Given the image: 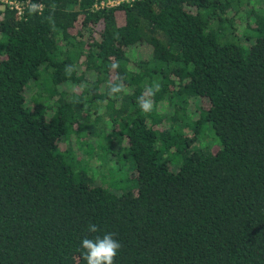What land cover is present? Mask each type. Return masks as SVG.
<instances>
[{
    "label": "trees",
    "instance_id": "obj_1",
    "mask_svg": "<svg viewBox=\"0 0 264 264\" xmlns=\"http://www.w3.org/2000/svg\"><path fill=\"white\" fill-rule=\"evenodd\" d=\"M29 1H0V264H83L106 232L115 264H264V0ZM68 152L123 153L134 187Z\"/></svg>",
    "mask_w": 264,
    "mask_h": 264
},
{
    "label": "rangeland",
    "instance_id": "obj_2",
    "mask_svg": "<svg viewBox=\"0 0 264 264\" xmlns=\"http://www.w3.org/2000/svg\"><path fill=\"white\" fill-rule=\"evenodd\" d=\"M87 124L83 127H80L81 132L85 135V131L89 128H86ZM206 127V128H205ZM204 133L201 134L198 142L193 144L194 149H200L202 151L213 152L214 146H218L219 142L214 137L211 126L206 123L204 126ZM106 132V129H103L102 125L97 127L96 134L100 135L102 132ZM82 134V135H83ZM65 137L62 138L61 143ZM65 147L69 146L67 143L64 144ZM73 148V145H71ZM92 148H90L91 151ZM88 151V153L90 152ZM85 153V152H84ZM88 153L86 155L74 156L68 152L71 157L70 162L74 164V167L79 168L78 171L85 172L87 175H90L94 179V183L102 187L108 188L109 190H119L126 188H133V180L129 178L131 176V171L133 168V161L130 158H125L123 153L116 155L113 160H93L89 163ZM176 161L171 162V167L175 168L177 166ZM106 169V171H105Z\"/></svg>",
    "mask_w": 264,
    "mask_h": 264
},
{
    "label": "clouds",
    "instance_id": "obj_3",
    "mask_svg": "<svg viewBox=\"0 0 264 264\" xmlns=\"http://www.w3.org/2000/svg\"><path fill=\"white\" fill-rule=\"evenodd\" d=\"M115 67V66H114ZM69 71V69H66ZM156 90H159V85H155ZM124 86L122 84L113 85L110 89V94L122 92ZM140 107L144 112H148L152 108L150 101H146L141 97ZM101 229L94 223H89L86 228L87 233L96 234ZM121 248L120 242L114 238V234L110 232L101 235L89 237L85 235L80 242V257L83 264H115L116 257Z\"/></svg>",
    "mask_w": 264,
    "mask_h": 264
},
{
    "label": "built area",
    "instance_id": "obj_4",
    "mask_svg": "<svg viewBox=\"0 0 264 264\" xmlns=\"http://www.w3.org/2000/svg\"><path fill=\"white\" fill-rule=\"evenodd\" d=\"M4 3H6L10 8L15 9L18 14H21L23 12L24 7L26 6H32L31 2L29 0L26 1H17V0H0ZM120 0L117 1H109L107 2V5H113L118 3ZM103 4V3H101ZM36 6V5H35Z\"/></svg>",
    "mask_w": 264,
    "mask_h": 264
}]
</instances>
